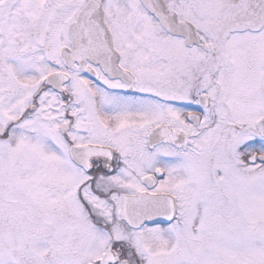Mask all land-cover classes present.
Instances as JSON below:
<instances>
[{
  "label": "snow or ice",
  "instance_id": "snow-or-ice-1",
  "mask_svg": "<svg viewBox=\"0 0 264 264\" xmlns=\"http://www.w3.org/2000/svg\"><path fill=\"white\" fill-rule=\"evenodd\" d=\"M0 264H264V0H0Z\"/></svg>",
  "mask_w": 264,
  "mask_h": 264
}]
</instances>
